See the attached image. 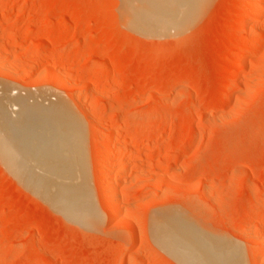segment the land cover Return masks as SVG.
I'll return each mask as SVG.
<instances>
[{
  "label": "rangeland",
  "instance_id": "rangeland-1",
  "mask_svg": "<svg viewBox=\"0 0 264 264\" xmlns=\"http://www.w3.org/2000/svg\"><path fill=\"white\" fill-rule=\"evenodd\" d=\"M122 1H0V13L13 8L0 17V85L41 92L45 102L59 93L86 110V164L101 216L86 226L67 221L0 160V264H181L152 233L165 214L214 259L236 246L244 264H264V12L250 23L257 36L249 45L258 48L227 57L230 31L246 27L236 0H205L188 27L160 36L132 29ZM18 30L26 32L13 38ZM43 52L51 56L40 61ZM114 130L126 169L120 212L111 215L102 185L111 159L98 175L96 149L110 153L104 139ZM128 131L135 138L125 144Z\"/></svg>",
  "mask_w": 264,
  "mask_h": 264
},
{
  "label": "bare ground",
  "instance_id": "bare-ground-1",
  "mask_svg": "<svg viewBox=\"0 0 264 264\" xmlns=\"http://www.w3.org/2000/svg\"><path fill=\"white\" fill-rule=\"evenodd\" d=\"M0 1L2 2V0ZM236 1L237 8H244L236 21H244L246 23L244 26L246 27L242 31H230L232 34V45L230 49L228 48L227 57L234 56V54L248 46L251 39L256 38V28L252 26L253 24L250 25V23L264 12V0ZM122 2L124 3L123 18L126 17L125 19H127L126 21L129 22L132 29L145 36H160L169 35L186 27L191 22L194 14L198 12V9L200 8L199 10H201V6H203L205 0H123ZM10 8L6 6L3 9L4 11L0 13V17H3ZM24 32L26 30H18L13 38ZM250 47V52L255 51L258 48V44H252ZM69 50H71L70 47L63 48L58 50L56 55L64 54ZM49 56L51 55L43 52V54L39 55L40 61L49 58ZM226 60L228 61L229 59H224L223 62L226 63ZM92 66L96 70H101L102 68L100 67L101 65H97L94 62H89L87 65V67ZM0 70L6 71L3 68ZM9 71L7 72L8 74L10 73ZM12 71L11 74L13 73ZM44 72V75H42L45 77L47 74L45 75ZM238 72L239 69H233L228 73L229 75H234ZM54 75L51 74L52 78L54 77L56 80L57 74ZM68 83L71 82L69 81ZM8 86L0 88L1 163L6 165L9 171L16 174V177L18 176L23 185L32 189L57 212L64 215L67 221L83 226L90 217L95 222L101 216L94 203L90 188L86 150L84 147V123L79 114L82 111V114H84L86 110L83 109L78 113V110L76 109V111L73 105L68 100H64L65 98L60 96L59 93L55 94L57 96L55 100L45 102L46 98L41 92L34 94L29 90H27L28 92L25 91L26 93H23V90H19L20 93L14 95L12 93H17L19 87L10 86L9 84ZM229 87L230 84L225 88L229 89ZM150 113L152 111L149 109L142 110L134 113L132 119H137ZM180 118L179 121L176 119L178 123H182V118ZM112 119V125L119 123L115 117H112ZM128 122L129 119L126 118L120 123L124 126ZM89 123L93 126L92 120ZM160 123L161 121H156V125ZM132 132L128 131L126 134H123L125 144L135 135ZM172 133L173 131L169 130L167 134L171 136ZM118 136L119 131L114 130L110 131L106 139H104L106 140L105 144L108 149H111L107 151L110 153L106 152L107 154H104L98 146L96 149L98 155V175L102 176L104 174L105 159L110 158V163L113 167L110 168L112 172L106 180L107 183L104 182L102 184L103 186L106 185V189H108L107 191L105 189L106 186L103 187L107 191V199L111 201V215L120 212L121 197L117 196V188L118 182H120L119 177L125 173L126 169L121 165L126 156L125 152L122 153L119 150L121 152L118 151V153L114 150L115 140ZM173 160L172 162H175L176 158ZM160 217L161 219L155 221L156 217L152 221L153 236L159 246L173 255L181 264H244L236 246L223 249L222 252L220 251L219 256L214 259L210 253L202 251L196 241L189 238L190 235L184 230L177 216L165 214ZM259 244L264 252V237L259 238ZM135 262L130 260L127 264L138 263Z\"/></svg>",
  "mask_w": 264,
  "mask_h": 264
}]
</instances>
